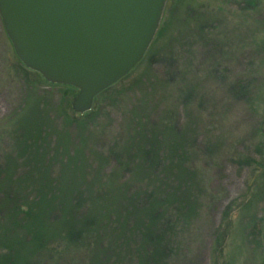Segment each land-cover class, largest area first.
<instances>
[{
	"label": "rangeland",
	"instance_id": "374dc122",
	"mask_svg": "<svg viewBox=\"0 0 264 264\" xmlns=\"http://www.w3.org/2000/svg\"><path fill=\"white\" fill-rule=\"evenodd\" d=\"M122 79L77 113L78 89L25 66L0 15L1 262L139 264L125 196L143 218L164 209L157 232L176 221L166 264H264V0H167ZM14 202L20 218L33 203L34 243L10 229ZM88 203L105 244L64 249L68 211Z\"/></svg>",
	"mask_w": 264,
	"mask_h": 264
},
{
	"label": "water",
	"instance_id": "95a60500",
	"mask_svg": "<svg viewBox=\"0 0 264 264\" xmlns=\"http://www.w3.org/2000/svg\"><path fill=\"white\" fill-rule=\"evenodd\" d=\"M166 1L0 0V15L24 65L77 88L73 109L84 114L141 62Z\"/></svg>",
	"mask_w": 264,
	"mask_h": 264
},
{
	"label": "trees",
	"instance_id": "16d2710c",
	"mask_svg": "<svg viewBox=\"0 0 264 264\" xmlns=\"http://www.w3.org/2000/svg\"><path fill=\"white\" fill-rule=\"evenodd\" d=\"M65 87L74 88L73 86H65ZM105 91H108V89ZM86 114L89 115L91 113L88 112ZM83 198H84L83 196L82 198L80 196V198H78V201L79 199L80 201H82ZM124 198L126 199L128 204H130L132 210L127 209L124 215H120L118 217V223L120 222V224L122 223V225H124V227L121 225L120 227H123V233L125 234V236H126V228L128 229V232H127L128 237L126 240V245H129L131 243V244H134L135 246L134 252L132 248H124V249H129L131 258L133 259L138 258L139 264H166L167 254L165 252V248H169V244L171 240L168 238H172L173 231L175 228H177L176 221H174L175 224H172V222L169 223L166 226V228L162 229V232L161 231L157 232V230L160 229V227L157 226V222L160 223V220L162 219L163 214L165 212L164 209L159 208L157 204L156 205L151 204V207L144 211V214H146V218H143L138 214L137 209L134 207V204H132L135 197L127 199L124 196ZM91 201L92 199H90V197L89 199L86 200V202H89V203ZM89 203H88V207H86V210H85L86 213L85 214L82 213L78 215V219H75V214H76V211H78V209L80 210V208L83 207L82 206L83 204L81 206L80 205L73 206L71 208L73 210L70 209L71 211H68L71 218L74 220H77L78 223L74 225L73 224L74 221H71L72 219H70V216H69L67 226L62 230V233L60 235L61 239H59L60 242H62V244L64 241H66L64 249L69 246L76 247L77 244H80L79 242L82 243L86 239H89L88 242H91L92 245L95 242L98 248H99L100 243L105 244V240L103 238L106 237V231H107V226H108V223H106L107 221L106 216L105 215L103 216L100 214L101 217H98L97 214L94 213L93 210L89 211L91 209ZM32 204L33 203H28L26 205L27 209L23 210L25 211L24 212L25 215L22 216V218H20L21 217L20 210H22L20 206L22 205H19L18 207L15 202L12 203V206L14 207V209L11 211V214H13L12 215L13 220L9 223V226L11 225L10 229L12 228L14 232L17 230L21 231L22 229H26L27 232L32 235L31 241L32 243H34L35 241L40 239V235L38 233L39 231H36L35 226L32 225V221L30 217L31 216L30 212L33 209L31 207ZM132 217H135V220L129 226V222ZM119 230L121 232V229ZM137 239H138V242L136 241ZM39 245L40 244H37V246ZM5 248H7V251L10 250L11 252H12V249H16L15 247L12 246V244L11 245L5 244ZM99 253H100V250H99ZM51 254L53 258L56 253L51 252ZM5 257H6L5 260H3L2 262L0 260V264H8L10 256L7 255Z\"/></svg>",
	"mask_w": 264,
	"mask_h": 264
}]
</instances>
